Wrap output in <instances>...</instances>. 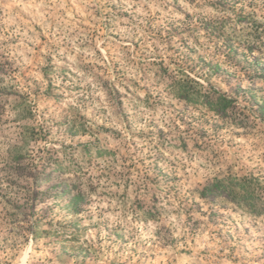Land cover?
I'll return each instance as SVG.
<instances>
[{"label": "clouds", "instance_id": "clouds-1", "mask_svg": "<svg viewBox=\"0 0 264 264\" xmlns=\"http://www.w3.org/2000/svg\"><path fill=\"white\" fill-rule=\"evenodd\" d=\"M0 264H264V0H0Z\"/></svg>", "mask_w": 264, "mask_h": 264}]
</instances>
